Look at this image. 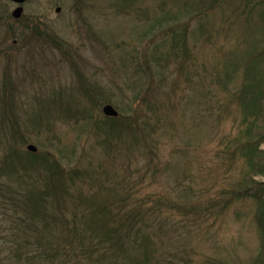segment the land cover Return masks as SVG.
<instances>
[{
	"label": "rangeland",
	"instance_id": "374dc122",
	"mask_svg": "<svg viewBox=\"0 0 264 264\" xmlns=\"http://www.w3.org/2000/svg\"><path fill=\"white\" fill-rule=\"evenodd\" d=\"M258 2L28 0L14 19L18 6L0 0V166L14 121L24 127L17 149L34 154L33 145L81 171L74 194L135 215L161 263L255 264L257 204L230 202L247 165L241 150L228 154L251 123L247 70L252 85L264 75ZM105 105L119 113L113 131ZM19 214L0 203L5 264Z\"/></svg>",
	"mask_w": 264,
	"mask_h": 264
},
{
	"label": "trees",
	"instance_id": "16d2710c",
	"mask_svg": "<svg viewBox=\"0 0 264 264\" xmlns=\"http://www.w3.org/2000/svg\"><path fill=\"white\" fill-rule=\"evenodd\" d=\"M258 1L264 18V0ZM179 47L174 41L171 50ZM254 60L255 63L264 60V49L254 56ZM247 71L243 94L244 97L248 95L249 101L253 96L246 112V120L251 123L246 130V141L237 146L234 153L228 154V158L233 159L237 150H241L247 172L229 195L232 203L250 199L257 204L255 219L260 230L261 249L255 264H264V75L258 84L252 85L251 70ZM44 121L42 113L36 114L31 125L38 129ZM105 121L111 131L119 127V118H106ZM8 123L11 141L7 139L6 154L0 166V179L4 180L0 183V203L13 204L19 210L18 226L15 227L20 232H10L13 240L11 259L7 262L163 264L151 251L150 236L142 232V223L135 221V215H123L107 205L90 202L81 191L74 194L76 180L83 175L81 171L66 170L51 154L20 151L15 140L24 138V127L14 121ZM123 124L131 129L129 122ZM5 135L8 136L7 132ZM110 136L105 138V143L111 142ZM73 198L80 201L79 206L71 201ZM69 202H72L71 209L67 208ZM137 251H141V258L132 255ZM4 262L1 260L0 264Z\"/></svg>",
	"mask_w": 264,
	"mask_h": 264
},
{
	"label": "water",
	"instance_id": "95a60500",
	"mask_svg": "<svg viewBox=\"0 0 264 264\" xmlns=\"http://www.w3.org/2000/svg\"><path fill=\"white\" fill-rule=\"evenodd\" d=\"M10 1L20 5V7L17 8L12 14L14 19H20L22 17V15H23V11H24V9H23V7L21 5H24L27 2V0H10ZM56 12L60 13L61 9L57 8ZM103 113H104V115L106 117H110V118L118 117V112L110 105H107V106H105L103 108ZM27 150L29 152H31V153H36L37 152V148L35 146H33V145H29L27 147Z\"/></svg>",
	"mask_w": 264,
	"mask_h": 264
}]
</instances>
